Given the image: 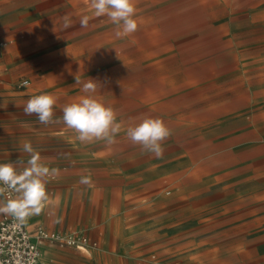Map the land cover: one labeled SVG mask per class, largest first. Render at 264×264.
I'll use <instances>...</instances> for the list:
<instances>
[{"label":"rangeland","instance_id":"obj_1","mask_svg":"<svg viewBox=\"0 0 264 264\" xmlns=\"http://www.w3.org/2000/svg\"><path fill=\"white\" fill-rule=\"evenodd\" d=\"M136 10L138 30L116 38L85 0H0V163H26L29 141L59 170L29 221L42 259L264 264V0H136ZM75 76L115 109V143H81L62 122L24 114L30 97L51 93L62 117L85 95ZM146 116L171 129L161 158L126 136ZM58 225L97 247L38 238Z\"/></svg>","mask_w":264,"mask_h":264},{"label":"clouds","instance_id":"obj_2","mask_svg":"<svg viewBox=\"0 0 264 264\" xmlns=\"http://www.w3.org/2000/svg\"><path fill=\"white\" fill-rule=\"evenodd\" d=\"M85 3L94 17H106L111 22L116 38L126 37L138 30L136 0H85ZM61 20L63 29L72 27L70 13L65 14ZM89 21V15H82L80 27L87 28ZM75 83L82 84L81 92L85 95L78 97L75 102L65 104L62 117L54 119L57 97L51 93L30 97L23 106L24 114L35 115L39 123L44 125L62 122L77 134L76 139L81 143H115V138L121 131L115 109L96 98V81L88 79L82 82L75 76ZM126 136L132 144L139 145L142 151L161 158L164 152L162 144L171 136V129L161 118L146 116L138 123L128 126ZM22 151L29 155L26 163L23 160L0 163V194L5 190L16 193L14 198L0 201V214L11 215L20 222L41 214L49 200L47 178L59 172L42 162L31 142H23ZM79 183L90 185V177L81 176Z\"/></svg>","mask_w":264,"mask_h":264},{"label":"built area","instance_id":"obj_3","mask_svg":"<svg viewBox=\"0 0 264 264\" xmlns=\"http://www.w3.org/2000/svg\"><path fill=\"white\" fill-rule=\"evenodd\" d=\"M16 193L5 190L3 197H15ZM28 217L20 222L11 215L0 217V264H46L41 256L37 237L29 229ZM38 238L51 239L80 249L95 248L97 242L91 240L84 231L62 234L38 229Z\"/></svg>","mask_w":264,"mask_h":264},{"label":"crops","instance_id":"obj_4","mask_svg":"<svg viewBox=\"0 0 264 264\" xmlns=\"http://www.w3.org/2000/svg\"><path fill=\"white\" fill-rule=\"evenodd\" d=\"M3 215V214H2ZM31 217V216H30ZM29 221H30V219H29ZM60 226L61 225H58V227L56 228V231H59L60 230ZM29 229H30V223H29ZM86 232V231H85ZM87 233V232H86ZM106 234V233H105ZM111 234V232L110 231H108V233L106 234V236H109ZM89 235V234H88ZM120 237V236H119ZM94 241H96L95 239H93ZM44 261V260H43ZM45 262V261H44Z\"/></svg>","mask_w":264,"mask_h":264}]
</instances>
